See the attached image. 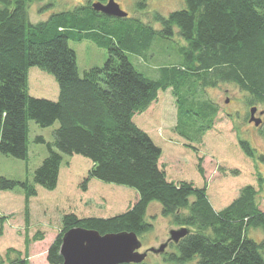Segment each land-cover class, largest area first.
Listing matches in <instances>:
<instances>
[{"label": "trees", "instance_id": "16d2710c", "mask_svg": "<svg viewBox=\"0 0 264 264\" xmlns=\"http://www.w3.org/2000/svg\"><path fill=\"white\" fill-rule=\"evenodd\" d=\"M31 1L0 0V154L26 160L30 122L42 127L59 122L54 141L47 143L49 155L35 171L36 185L56 189L62 154H80L93 162L84 190L91 178H97L129 186L138 194L129 210L109 218L65 215L63 229L47 251L49 264H63L62 238L74 227L102 234L133 231L139 237L151 231L148 210L155 202L172 225L189 229L178 243L172 242V252L164 251L166 264H264L259 190L247 185L227 207L215 210L206 186L168 180L160 166L161 147L134 122L137 113L158 100L160 91L170 88L178 124L199 115L210 117L206 128H211L216 108L195 99L201 89L222 83H233L245 92L249 105H264V0H185L184 9L155 15L159 28L129 13L106 15L95 10L93 1L32 22ZM147 1L135 0L137 9L145 10ZM176 34L185 45L179 48L177 62L159 68L158 79L148 78L130 61L129 54L147 59L158 38L170 40ZM71 40H92L108 50L107 61L81 76ZM32 67L55 77L60 89L57 100L29 94ZM36 140L46 143L43 137ZM240 145L249 156L255 154L248 141L241 140ZM200 159L198 168L204 175ZM18 187L25 192L29 222L36 186L29 180L0 177V190ZM0 220L4 223L6 217ZM253 228L263 230L260 241L249 235ZM41 236V232L26 236L27 248ZM12 253L22 255L10 248L5 255L0 253V264H29L27 256L13 258Z\"/></svg>", "mask_w": 264, "mask_h": 264}, {"label": "rangeland", "instance_id": "374dc122", "mask_svg": "<svg viewBox=\"0 0 264 264\" xmlns=\"http://www.w3.org/2000/svg\"><path fill=\"white\" fill-rule=\"evenodd\" d=\"M89 1L97 2L32 0L28 8L29 18L32 22L43 21L52 14L72 10ZM116 1L131 16L138 17L155 28L161 27L155 19L157 13L168 16L186 6L185 0H148L147 8L139 10L135 0ZM181 41L183 42L179 34L170 40L158 38L148 52L147 59L136 54H129V59L148 78L158 79L159 68L179 60V48L185 45ZM70 46L77 53L81 76L90 68L102 67L109 57L108 50L99 47L92 40H71ZM59 93V84L52 74L38 67L30 68L31 96L57 100ZM195 100L209 101L216 108L211 128H206L210 117L203 118L199 115L187 117L178 124L176 98L171 88L160 91L158 100L148 110L134 116V122L161 147L160 166L165 169L168 180L176 183L191 182L199 188L206 186L209 199L217 211L236 199L245 186L253 185L259 190V203L264 210V123L257 128L248 121L251 107L256 106L264 112V105H249L247 94L233 83L201 89ZM59 125L56 122L52 126L42 127L35 121L30 122L29 154L26 160L0 154V177L17 181L29 180L37 189V195L29 202V222L26 217L24 190L20 187L0 190V216L6 217L4 223L0 220V228L3 227V235L0 236L1 255L14 248L21 251L22 255L20 257L12 253L13 258L27 256L29 264H49L47 251L61 233L65 215L73 213L80 218H109L126 212L137 201L138 194L134 188L97 178H91L87 190H84L82 185L93 168V162L80 154H62L56 189L48 190L36 185L35 171L49 155L47 143L54 141V132ZM38 137H43L46 143L37 142ZM241 140L251 144L255 150L253 156L244 151L240 145ZM199 159L202 161L204 175L198 168ZM148 220L153 223V229L139 237L143 244L140 252L152 247L159 248L169 240L170 230L178 228L163 216L161 206L156 202L149 207ZM39 232L42 233L40 239L31 241L27 248L26 236L33 237ZM249 235L260 241L263 230L250 229ZM172 244L170 242L166 248L167 253L174 250ZM144 263L166 264L165 254L149 252Z\"/></svg>", "mask_w": 264, "mask_h": 264}, {"label": "water", "instance_id": "95a60500", "mask_svg": "<svg viewBox=\"0 0 264 264\" xmlns=\"http://www.w3.org/2000/svg\"><path fill=\"white\" fill-rule=\"evenodd\" d=\"M93 7L109 16H128V12L116 0H109L107 3L94 2ZM257 110L256 106L250 109V122L259 126L263 119L255 116ZM263 113L262 111L261 114ZM188 233L189 229L186 227L171 229L169 240L162 243L159 248L152 247L140 252L143 244L133 231L102 234L94 229L74 227L64 233L60 252L63 264L142 263L149 252L160 254L166 250L170 242L178 243Z\"/></svg>", "mask_w": 264, "mask_h": 264}, {"label": "flooded vegetation", "instance_id": "af4514ba", "mask_svg": "<svg viewBox=\"0 0 264 264\" xmlns=\"http://www.w3.org/2000/svg\"><path fill=\"white\" fill-rule=\"evenodd\" d=\"M261 112H262V111L257 110L255 116H256V117H261V118L263 119V122H262V124H263V123H264V116H263L264 114L262 115ZM250 117H251V114L249 115V119H248L249 123H250V124H254V122H250ZM262 124H261V125H262ZM261 125L256 126V127L258 128V127H260Z\"/></svg>", "mask_w": 264, "mask_h": 264}]
</instances>
